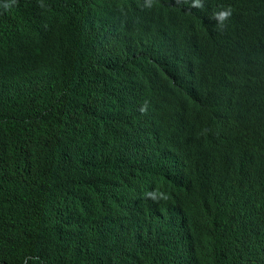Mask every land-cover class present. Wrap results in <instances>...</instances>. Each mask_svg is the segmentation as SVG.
Returning a JSON list of instances; mask_svg holds the SVG:
<instances>
[{"label":"clouds","instance_id":"1","mask_svg":"<svg viewBox=\"0 0 264 264\" xmlns=\"http://www.w3.org/2000/svg\"><path fill=\"white\" fill-rule=\"evenodd\" d=\"M185 2L170 4L204 8L203 0ZM11 4L0 1V10L8 14ZM45 6L28 35L9 21L0 33V129L6 135L2 119L13 121L19 168L15 177L14 170L0 175V264H223L231 245L226 209L176 199L177 160L195 141L177 113L200 109L199 132L234 180L264 155V87H233L203 104L193 56L183 40L174 44L163 33L164 4L156 0H47ZM208 15L224 30L232 9L219 5ZM174 31L188 38L200 26L190 18ZM75 58L69 85L55 92V71ZM138 73H147L141 83ZM241 123L247 125L236 131ZM147 151L158 164L142 161ZM98 167L105 174L98 176ZM84 185V202L91 191L94 206L111 198L104 208L119 218L82 224L76 191Z\"/></svg>","mask_w":264,"mask_h":264},{"label":"trees","instance_id":"2","mask_svg":"<svg viewBox=\"0 0 264 264\" xmlns=\"http://www.w3.org/2000/svg\"><path fill=\"white\" fill-rule=\"evenodd\" d=\"M0 1L11 4V0ZM156 1L169 8L164 11L161 19L164 22L163 33L174 44L183 40L185 50L193 56V64L198 69L197 74L193 75V82L200 92L203 104H213L233 87H264V0H203L202 11L187 10L180 5L170 4L171 0ZM46 2L47 0H16L11 4L8 14L0 10V33L4 24L9 21L14 30L28 35L34 26L33 19L44 13ZM32 5L36 8L30 10L29 6ZM104 5L98 10H104ZM219 5H228L232 9L224 30H217L208 15L211 9ZM190 18L196 19L200 31L188 38L187 31L177 36L174 30L181 23L189 24ZM59 80L57 75V86ZM198 110L200 109L177 113L184 124L186 137H193L195 141L194 146L182 152L177 160L176 199L186 206L226 209L231 245L223 264H264V155L250 166L243 165L246 172L232 180L231 168L216 157L206 139L207 134L199 132L202 124L195 115ZM2 120L6 124H3L6 135L0 129V175L7 176L14 170L15 177L19 168L14 169L18 152L11 130L13 121L9 118ZM246 125L241 123L236 131H243ZM242 140L250 141L251 146L257 144L254 139ZM146 154L142 160L146 165L158 164L156 155H150L148 151ZM105 172L98 167V176ZM85 189L86 185L76 191L81 201L79 214L82 224L93 228L103 216L119 218L120 213L115 212L111 206H108L109 211H106L105 206H94L92 191L88 201L84 202ZM104 201L105 198H102L100 203ZM106 202L110 203L111 198ZM112 232L120 233L119 227H115ZM62 254L64 259L68 257L65 251Z\"/></svg>","mask_w":264,"mask_h":264},{"label":"bare ground","instance_id":"3","mask_svg":"<svg viewBox=\"0 0 264 264\" xmlns=\"http://www.w3.org/2000/svg\"><path fill=\"white\" fill-rule=\"evenodd\" d=\"M118 1V0H117ZM132 1V0H131ZM135 1H138V0H135ZM193 34H195V33H193ZM35 40H36V38H35ZM28 42H30V40H28ZM108 47V46H107ZM51 57H54L53 55H51ZM30 60V56H27V54H25L24 55V57H23V59H22V62H28ZM75 60H76V58L74 59V60H72L69 64H67L66 65V68L64 69V68H62V67H59L56 71H55V74H56V76L58 75V79H60L59 80V85H58V87L57 88H55V92H57L59 89L58 88H60V89H62V88H65V87H67L68 85H69V82H70V74L72 73V72H74L75 70H76V68H78V64L75 62ZM58 63H61V62H58ZM98 65L100 66V58H98ZM1 66V65H0ZM53 67V65H49V67L48 68H52ZM139 67H142V66H139ZM47 86L45 85V84H43L42 85V88H46ZM39 90L40 89V87H36V88H31V90ZM118 91V90H117ZM2 98H5V99H8V98H11V96H7V95H2ZM41 103H43V104H46V103H48V101L47 100H45V99H43V100H41L40 101ZM115 102H119V100H117V101H115ZM28 104V103H27ZM18 107V106H17ZM16 107V108H17ZM109 108L111 107V106H108ZM118 111H119V108L117 109ZM40 114H44V112H41ZM94 138H95V140H96V135L94 134ZM170 142V141H169ZM166 146H165V143H164V147H163V154H165L166 153V148H165ZM164 156V155H163ZM155 159H156V157H155ZM118 160V159H117ZM145 164H146V162H145ZM118 166H120V165H118ZM164 169V168H163ZM163 171H165V170H163ZM144 187H145V189H146V187H147V184L145 183L144 184ZM114 193L115 192H118V191H113ZM154 193V192H153ZM132 194V193H131ZM144 197H146V195L144 196ZM138 201V200H137ZM105 204H106V201H104L103 202V205L102 206H105ZM180 212H184V210H180ZM121 232V231H120ZM155 242H156V238H154L153 239ZM116 246H117V248H119V249H124V246H122L120 243H117L116 244ZM159 248L158 247H155L154 248V251H157ZM160 258H158V257H154V259L153 260H159Z\"/></svg>","mask_w":264,"mask_h":264},{"label":"water","instance_id":"4","mask_svg":"<svg viewBox=\"0 0 264 264\" xmlns=\"http://www.w3.org/2000/svg\"><path fill=\"white\" fill-rule=\"evenodd\" d=\"M188 3V0H187V2H185L184 4H187ZM103 4H105V3H103ZM106 5H107V3H106ZM106 5H104V6H106ZM141 5V4H140ZM167 9H169V8H166V7H163L162 8V11H166ZM120 53L122 54V55H125L126 54V52L125 51H120ZM128 55V54H127ZM151 60V58H149V60L148 61H150ZM148 70L150 71V69L148 68ZM120 73H122L121 71H119V73L118 74H120ZM131 74V73H130ZM139 75H138V81L141 83L142 82V78H143V75L144 74H147V73H138ZM127 75H129V74H127ZM130 78H132V76L130 75L129 76ZM183 83L185 82V80H183L182 81ZM187 82H189V80H187ZM184 85H186V84H184ZM193 85L194 84H190V88H193ZM188 86V85H187ZM185 87V86H184ZM159 91H160V89H159ZM181 92H187V87H185V88H183L182 90H181ZM120 100L121 101H123V98L121 97V95H120ZM126 103L128 104V99H126ZM159 166L161 167V163L159 164ZM145 171V173L147 172V170H144ZM174 175V174H173ZM148 193V190L144 193V194H147ZM127 260H129V258H128V256H127V258H126Z\"/></svg>","mask_w":264,"mask_h":264}]
</instances>
